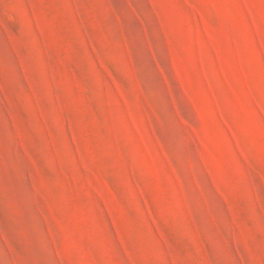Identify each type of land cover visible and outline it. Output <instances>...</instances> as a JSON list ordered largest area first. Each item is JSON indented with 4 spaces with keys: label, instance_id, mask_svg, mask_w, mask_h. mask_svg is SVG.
Returning <instances> with one entry per match:
<instances>
[{
    "label": "rangeland",
    "instance_id": "374dc122",
    "mask_svg": "<svg viewBox=\"0 0 264 264\" xmlns=\"http://www.w3.org/2000/svg\"><path fill=\"white\" fill-rule=\"evenodd\" d=\"M0 264H264V0H0Z\"/></svg>",
    "mask_w": 264,
    "mask_h": 264
}]
</instances>
